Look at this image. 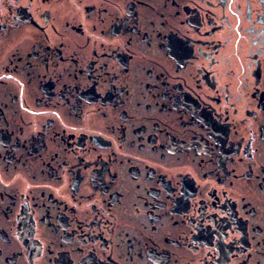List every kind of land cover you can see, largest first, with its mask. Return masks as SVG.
<instances>
[{
  "label": "flooded vegetation",
  "instance_id": "1",
  "mask_svg": "<svg viewBox=\"0 0 264 264\" xmlns=\"http://www.w3.org/2000/svg\"><path fill=\"white\" fill-rule=\"evenodd\" d=\"M0 264H264V0H0Z\"/></svg>",
  "mask_w": 264,
  "mask_h": 264
}]
</instances>
